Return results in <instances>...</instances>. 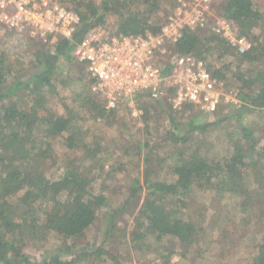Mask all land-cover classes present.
Masks as SVG:
<instances>
[{
  "label": "trees",
  "instance_id": "16d2710c",
  "mask_svg": "<svg viewBox=\"0 0 264 264\" xmlns=\"http://www.w3.org/2000/svg\"><path fill=\"white\" fill-rule=\"evenodd\" d=\"M60 1L80 16L71 38L60 36L49 45L25 36L23 46L29 54L23 59L0 51V264H78L100 260L107 254L96 242L80 248L77 243L97 224L101 212L112 206L107 184L99 191L93 189L96 174L111 180L127 164L119 159L108 165L99 156L108 143L98 135L84 136L71 130L78 116L64 97H60L66 107L64 114L50 101L60 96L62 88H69L73 101L88 108L97 120L115 116L118 107H108L104 97L92 90L86 64L74 56L77 43L92 28L105 26L109 16L116 17L114 29L118 33L158 35L164 26L157 16L162 5L170 2L174 10L181 6L179 0ZM217 11L236 26V34L247 37L250 47L245 53H238L226 37L206 31L211 23L196 30L184 28L173 48L206 62L208 52L217 51L221 57L234 55V68L232 63L218 68L209 62L207 65L224 85L233 81L244 104L235 107L223 103L206 113L193 104L177 110L168 98L137 94L135 100L145 98L152 108L144 106L142 116L147 124L151 111L160 109L166 114L163 140L144 138L137 142V155H143L145 161L143 176L132 179L120 206L104 213L107 238L115 235L119 218L133 207V243L164 248L160 244L172 236L188 249L199 239L200 230L179 206L186 204L184 197L196 187L228 192L242 198L245 208L264 199V143L243 117L247 110L264 111V5L260 0H219ZM163 68L165 72L170 69ZM123 102L127 100L120 104ZM232 120H236L235 125ZM221 125L226 127V152L213 156L208 152L212 144L206 134ZM58 137H65L67 148L74 153L61 156L63 169L55 176L41 169L39 163L58 159L53 148ZM160 145L167 147L163 154L158 153ZM84 161H89L87 166H83ZM165 167L167 176L160 178L159 172ZM50 232L63 240L69 259L54 255L39 262L29 255L28 239ZM172 255L173 251L163 255L160 264H180L172 261ZM252 264H264V240Z\"/></svg>",
  "mask_w": 264,
  "mask_h": 264
},
{
  "label": "rangeland",
  "instance_id": "374dc122",
  "mask_svg": "<svg viewBox=\"0 0 264 264\" xmlns=\"http://www.w3.org/2000/svg\"><path fill=\"white\" fill-rule=\"evenodd\" d=\"M187 1L190 3L187 7L188 13L204 10L212 18L218 16L217 4L219 0H211L209 8L202 4H195L194 0ZM260 3L264 5V0H260ZM176 11L178 14L181 13V6L174 10L172 3L166 2L162 5L157 16L165 24L170 16L177 14ZM115 23L116 17L109 16L105 26L115 28ZM232 28L234 32H237L235 25L232 24ZM205 30L214 31L212 25ZM24 42L23 36L19 34L10 35L5 28L0 26V51H6L13 58L23 59L29 54L23 46ZM206 56L207 62L212 68L223 67L225 64L231 63L232 68L236 66L234 55L226 54L221 57L217 51H212L206 53ZM225 85V88H233L237 91L233 81H229V84ZM60 97L66 99L67 105L78 116L71 130L74 129L78 134L84 136L98 135L102 137L109 146L99 156L108 165L119 159H124L127 164V167L120 170L111 180H103L102 176L96 174V180L93 183L94 190H101L104 184H107V190H111L112 206L106 208L105 212L112 213L113 207L120 206L125 200L132 179L138 175L143 176L145 161L143 155H137V142L144 138L162 142L166 114L160 109L151 111V118L147 124L142 115L144 106L148 109L151 106L148 100L140 98L135 100V107L142 110V113L135 114L134 107L123 102L119 104L115 116L97 120L88 108H82L79 102L73 101L74 95L69 88H62L60 96L50 101V105L58 112L63 114L66 112L65 104L60 100ZM208 117L206 116V118ZM243 117L250 126H253L255 135L263 144L264 111L247 110ZM231 122L233 125L236 124V120ZM225 132L226 127L221 125L206 134V138L212 144L208 152L213 156L225 154L227 146ZM53 148L58 159L48 160L47 163L40 161L39 165L46 173L58 176L64 164L61 156L64 153H74V151L71 150V152L67 148L65 137H58L53 140ZM166 150V145H160L158 153L163 154ZM88 163L89 161H84L83 166H87ZM167 172L168 167L162 169L159 172L160 178L166 177ZM184 199L186 204L179 206L180 211L185 217L193 219L200 230L199 239L192 247L187 249L177 238L172 236L162 241L160 245L166 246L164 248L142 242L133 243L130 234L135 227V213L134 208L131 207L130 211L119 218L118 227L114 231L115 235L111 234L109 238H107L106 233L108 225L105 212H101L97 224L79 240L77 248L83 247L87 242H96L107 250V254H104L100 260L96 259L92 262L85 260L78 264H160L164 260L163 255H167L170 251H173L172 261L180 264H252V258L258 254L259 246L264 240V199H260L253 206L245 208L242 206V198H236L228 192L221 193L211 188L201 189L198 187ZM27 245L26 250L35 261L40 262L54 255H60L62 260L70 258L63 251V240L53 232L30 238Z\"/></svg>",
  "mask_w": 264,
  "mask_h": 264
},
{
  "label": "built area",
  "instance_id": "2783aa9c",
  "mask_svg": "<svg viewBox=\"0 0 264 264\" xmlns=\"http://www.w3.org/2000/svg\"><path fill=\"white\" fill-rule=\"evenodd\" d=\"M179 1L181 13L170 16L158 35H127L98 26L77 43L74 56L86 64L92 90L104 97L108 107L116 108L127 100L135 114H140L135 96L145 92L153 98H168L177 110L189 103L212 113L223 103L244 104L238 91L225 88L213 76L204 59L177 53L173 47L184 28L196 30L209 23L240 54L249 49V40L236 34L226 18H212L204 10L188 13L189 1ZM194 2L209 8L211 0ZM79 22V14L60 0H0V26L49 45L60 36L71 38ZM164 66L170 69L165 72Z\"/></svg>",
  "mask_w": 264,
  "mask_h": 264
}]
</instances>
